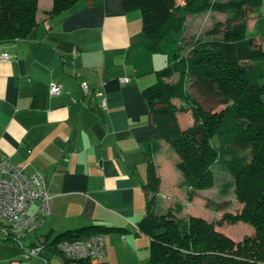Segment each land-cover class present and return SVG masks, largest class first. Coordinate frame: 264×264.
Here are the masks:
<instances>
[{
  "label": "crops",
  "instance_id": "crops-1",
  "mask_svg": "<svg viewBox=\"0 0 264 264\" xmlns=\"http://www.w3.org/2000/svg\"><path fill=\"white\" fill-rule=\"evenodd\" d=\"M51 6L37 0L29 35L0 43L9 56L0 59V153L39 172L54 195L26 244L0 241V264H69L59 253L23 259V250L48 232L92 223L117 229L103 234L104 256L70 264H141L150 242L136 226L147 201L150 121L142 90L163 57L147 51L141 13L123 0H82L58 14ZM260 13L264 18V0ZM257 41L264 48V36ZM257 63L264 82V59ZM51 82L60 93L49 94Z\"/></svg>",
  "mask_w": 264,
  "mask_h": 264
},
{
  "label": "trees",
  "instance_id": "trees-1",
  "mask_svg": "<svg viewBox=\"0 0 264 264\" xmlns=\"http://www.w3.org/2000/svg\"><path fill=\"white\" fill-rule=\"evenodd\" d=\"M79 1L53 0L48 12L58 14ZM123 3L126 10L140 11L147 51L166 58L165 66L155 72L156 80L142 90L150 121L143 145L147 201L136 226L150 242L149 259L141 264H264V82L257 63L264 59V48L257 41L264 36L262 0ZM197 10L226 14L224 23L216 21L206 31L211 38L183 33L187 14ZM36 11L37 0H0V43L26 38L36 24ZM249 16L255 17L253 33L247 30ZM209 101L220 107L205 109L203 102ZM177 112H189L192 122L181 127ZM160 141L169 143L178 157L179 186L186 189L188 200L213 187L214 166L228 172L232 182L224 184L223 193L233 187L242 206L224 212L222 219L250 224L252 235L234 241L200 216L177 217L172 208L159 212L154 154ZM114 230L92 223L54 236L48 232L37 243L44 244L50 255L58 253L60 240Z\"/></svg>",
  "mask_w": 264,
  "mask_h": 264
},
{
  "label": "rangeland",
  "instance_id": "rangeland-1",
  "mask_svg": "<svg viewBox=\"0 0 264 264\" xmlns=\"http://www.w3.org/2000/svg\"><path fill=\"white\" fill-rule=\"evenodd\" d=\"M175 1L177 3H182V0ZM225 17L226 14L222 12L208 10L192 11L187 14L185 18L183 33L187 37L195 34L200 39L211 38L212 36L207 35L206 31H208L216 21L224 23ZM254 20V16L248 17L247 30L249 33H253L255 31V28L252 27ZM161 57H163L164 61L161 67L163 68L166 64V58L163 55H161ZM197 99L201 101L200 97ZM203 106L205 109L209 110L216 108L213 106L212 101L203 102ZM219 107L217 106L216 110ZM177 119L181 127H185L192 122V117L189 112H177ZM177 159L178 157L170 144L160 141V147L154 154L156 173L159 179L157 183L158 189L155 191L156 203L159 208V212H166L168 208H172L174 216L177 217H187L189 215L200 216L215 223V228L217 230L229 236L234 241L241 240L243 236L252 235L253 227L250 224L242 221L231 223L222 219V214L224 212L228 211L233 213L238 211L242 206V204L235 197L233 187L229 188L226 193H223L224 184L226 182H232L228 172L221 167L214 166L213 170L215 176L213 187L197 191L192 199L188 200L186 189L179 186L181 173L176 168ZM176 205L178 207L180 206L179 210H175ZM27 234L22 236L20 239L23 244H26L27 239L33 236L32 233ZM3 236L4 234L0 232V241L9 243L8 245L20 249L17 242L4 240ZM148 259L149 255L147 256L146 261Z\"/></svg>",
  "mask_w": 264,
  "mask_h": 264
},
{
  "label": "built area",
  "instance_id": "built-area-1",
  "mask_svg": "<svg viewBox=\"0 0 264 264\" xmlns=\"http://www.w3.org/2000/svg\"><path fill=\"white\" fill-rule=\"evenodd\" d=\"M8 58L6 52L0 54L1 60ZM126 80L121 78V81ZM82 90L89 92L85 84ZM60 92V85L54 82L49 84V94ZM104 105L105 101H102ZM53 197L39 172L28 173L25 167L12 163L0 153V232L4 238L20 244L22 236L43 223L50 212ZM56 249L66 259L97 263L105 254V240L103 234L63 239L56 244ZM48 251L44 244L37 243L24 248L22 258L45 257Z\"/></svg>",
  "mask_w": 264,
  "mask_h": 264
}]
</instances>
